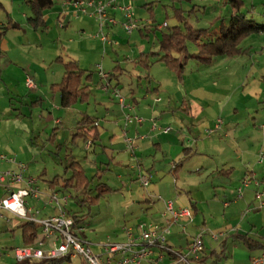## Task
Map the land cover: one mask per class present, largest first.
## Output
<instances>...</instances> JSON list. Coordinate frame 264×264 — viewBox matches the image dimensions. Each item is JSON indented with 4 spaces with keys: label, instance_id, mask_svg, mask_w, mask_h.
I'll use <instances>...</instances> for the list:
<instances>
[{
    "label": "crops",
    "instance_id": "0c3cea01",
    "mask_svg": "<svg viewBox=\"0 0 264 264\" xmlns=\"http://www.w3.org/2000/svg\"><path fill=\"white\" fill-rule=\"evenodd\" d=\"M129 1L132 0H113L108 7L109 18L115 21L109 20L105 25L112 40L106 45L100 37L95 8L87 7L88 13H83L65 6L66 0H56L45 11L40 25L27 22L22 29L18 24L7 28L24 31L28 36L14 49L8 48L5 38L0 42V57H4L5 48L8 53L0 64V157L15 153L17 159L14 164L0 158V170L38 178L42 195L28 198V205L39 209L42 218L58 213L49 198L52 191L63 196L72 190L95 204L114 188H149L146 194L132 192L135 199L131 201L129 226L143 221L163 224L164 200L172 199L177 208H191L195 218L193 223H187L186 230L181 225L171 227V246L185 251L204 228L205 248L196 264H252L254 257L264 255V161H260L264 153V102L261 107L251 105L254 97L264 94L257 83L259 78L264 81V31L246 36L244 39L259 35L260 40L245 47L240 42L237 54L218 56L209 44L217 39L221 26L200 27V20H187L185 8L179 9L178 24L168 32H159L161 26L153 28L141 20L143 27L127 33L118 6ZM26 16L29 19L32 11ZM8 30L0 32V38ZM153 39L151 47L146 45V40L151 43ZM258 43H262L260 53L257 52L262 63L252 53ZM20 50L26 55L40 52L37 61L26 63L9 57V52ZM70 62L81 73L74 68L77 73L64 91L62 84ZM98 64L108 78L100 75ZM256 64L259 72L253 71ZM32 77L37 80V88L27 85L26 80ZM107 83L123 90L127 102L134 105L132 113L144 119L128 127L130 135L139 133L145 137L138 141L135 154L124 143V112L111 90L104 88ZM22 97V101H17L25 106V111L31 107L41 112V127L47 136L43 152L35 153L39 136L22 148L13 137L18 132L10 133L14 117H21V111H15L14 99ZM257 115L261 116L258 123L247 119L251 116L255 120ZM221 117L222 128L208 134ZM96 120L99 126L93 124ZM165 127L172 130L165 133ZM68 143L78 150L71 149L66 154L63 174L53 173L50 162L43 158L45 149L57 158L51 164L59 165L61 153L68 152ZM76 171L80 173L77 177ZM140 171L152 174L149 186L140 185ZM247 177L252 184L239 198L238 189ZM22 186L24 183L13 185L15 189ZM6 192L0 184V196ZM95 193L98 194L94 196ZM71 197L66 209L73 215L68 209ZM16 217L0 209L4 228L0 240L10 231L19 234L22 243L16 247L26 246L31 231H26L27 221ZM124 227L117 241L126 240ZM213 234H218V238ZM39 236L43 237L41 229L36 242L42 238ZM16 247L0 242V252L6 258ZM78 259L82 258L71 260Z\"/></svg>",
    "mask_w": 264,
    "mask_h": 264
},
{
    "label": "built area",
    "instance_id": "2783aa9c",
    "mask_svg": "<svg viewBox=\"0 0 264 264\" xmlns=\"http://www.w3.org/2000/svg\"><path fill=\"white\" fill-rule=\"evenodd\" d=\"M113 0H80L66 1L67 7H74L76 11L88 13L87 7H94V15L100 23V37L104 44L112 42L109 35L104 32L107 21H115L110 19L108 15V7ZM124 21L122 25L127 33L131 34L138 29L140 25L135 18L134 6L130 4H121L118 6ZM97 69L102 77L108 78V73L104 70L101 64L97 65ZM27 85L30 88H37V83L33 78H28ZM106 90H111L112 94L117 98L121 109L124 112V143L128 151L135 154L138 141L145 138L143 135L136 133L129 134V125L131 123L139 124L144 119L132 113L134 105L127 102L125 95L118 87L111 88L107 83L104 87ZM159 99H157L158 101ZM224 121L222 118L217 120L214 128L208 130V134L214 133L221 129ZM99 121L96 120L95 125L99 126ZM153 128H157L154 123ZM163 132L169 133L172 127L163 128ZM2 159H7L9 162L17 163L16 157L1 155ZM260 161H264V153L260 155ZM25 167V164L19 163ZM139 166V163H138ZM152 174L140 171L138 181L140 185L147 187L152 181ZM15 183H24V186L15 189ZM260 181L256 180V184L260 185ZM0 184H2L7 192L0 196V209L8 211L15 216L24 219L27 222H32L41 227L43 238L30 246H20L13 249V255L17 262L30 261L32 263L42 261H62L75 258H82L85 264H142L149 262L151 264H163L169 258L168 264H195L201 259L204 251L203 233L199 236H194L191 243L185 251L176 249L168 242V237L172 232L174 225H181L183 230H186L187 223L194 222V212L191 208H177L175 201L172 199L164 200L165 222L163 224L143 221L135 226L124 227L126 240L124 241H109L96 246L100 249L96 252L91 242L83 235L86 232V227L81 225L74 216L67 211L66 205L70 198L69 195H59L58 192L52 191L49 194L51 203H54L58 208V213L48 217H41V211L28 205V198H40L42 191L38 186V178L33 176H25L23 172L13 170H0ZM252 184V179L245 178L241 187L238 189V197L242 198L244 189ZM261 195V194H260ZM217 239L218 234H213ZM4 253H0V264L4 258ZM252 264H264V255L254 257Z\"/></svg>",
    "mask_w": 264,
    "mask_h": 264
},
{
    "label": "rangeland",
    "instance_id": "374dc122",
    "mask_svg": "<svg viewBox=\"0 0 264 264\" xmlns=\"http://www.w3.org/2000/svg\"><path fill=\"white\" fill-rule=\"evenodd\" d=\"M28 1L29 0H0V3L4 5V7L0 6V32H7V30L9 29H7V26H9L11 22L22 25L21 29L24 28L25 25H27L29 19L26 15H31V7ZM229 1L230 0H132L124 4H130L131 6H134L135 18L137 19L138 24L141 27H143L144 25L143 23H141V20H143L144 23H147L153 28L161 26L162 28L159 29V32H168L170 27L172 28L178 24V19L176 18L177 12L180 8H185V10L187 11V13L184 14L187 20L189 19L194 22L200 20V27H203L206 24L207 27L210 28V24H215V27L218 28V26L222 25L223 21L228 23L231 17H233V15L235 14L246 17L247 19L253 21L254 24H264V0H242L243 4L239 7V10L235 9ZM182 2H184V5L182 4ZM181 5H183V7ZM8 31L10 32H8L5 37H2L3 39L0 38V42L5 38L4 42L7 44L8 48L11 49H14L16 46H20L22 41H26V36H28L24 33V31H16L15 29H11ZM104 32L106 33V31ZM109 38L111 40L110 36ZM259 38V35H252L246 39H243L241 41V46H248L251 41H258ZM154 41L155 39H153L152 42L150 40L151 43H148V40H146V45L151 47ZM261 45L262 43H258L252 48L254 59H258L260 63H262L261 57L260 54H257V52L260 53L259 51H261ZM190 50L193 51L194 49ZM3 52V58H5L8 54L6 53V48ZM9 53V57L19 59L22 62L27 63L31 59L36 62V57L39 56L38 54L40 52L38 54L29 53L26 55L25 51L22 52V50H20L19 53ZM3 58L0 57V64ZM105 58L107 59V61L109 60L108 55ZM237 58H239L238 60L247 59V57ZM102 60L103 59L101 57L99 63H102ZM261 65L264 67V63ZM259 69V65L256 64V66H254L253 68V71L259 72ZM5 83L6 81L3 84ZM257 83L259 87H263L264 89V81L261 80V78H259ZM261 93H263V91ZM261 97H254L251 105H253L254 107H261L264 102V94ZM22 99H24V97H22L21 99H14L17 106V110L15 111L17 113L21 111V117L18 118L20 114L14 117L15 120L12 122V129L10 133L18 132L13 137L14 139H16V144H18L22 148H24V143L28 144L30 142H35L36 137L39 136L40 138L38 139H40V142L38 146L35 145V150L38 148L35 153H38L41 150L43 152V149L47 144V136H45V132L41 127L44 121L40 117L41 112L39 109L31 107L30 109H28V112L25 111V106L18 103V101H22ZM247 119H249V121H253L254 123H258L259 121H261V116L257 115V118L255 119L256 121L254 120V118L251 119V116H249ZM222 120L224 121V119ZM67 140L70 142L69 135H67ZM65 148H68V152L61 153V162H58L59 165L51 164L54 160L56 161L57 158L53 154L49 153L48 148L45 149L46 151L43 154V158L45 159V161L50 162L49 167L52 171H54L53 173L63 174L64 168L67 163L65 161L67 156L66 154H69L71 149L74 151L78 150L76 147L71 146L70 143L66 144ZM12 156L16 157L15 153ZM148 189L149 188H134L133 190H130L129 188H114L113 192L106 193L104 197H101L100 202H97L95 204H91L88 200H86L83 194H79L71 190L69 196L71 195L72 197L68 204V209L72 213H77L80 216L79 223L86 227V232H84L83 235L86 236L87 240L91 242L94 249L97 250V244H102L109 241H117L119 239L117 235L122 231V228L124 226L129 227V222L127 220L132 213L131 201L135 199V194H132V192L138 195L143 193L146 194ZM97 194L98 193H95L94 196H96ZM128 213L129 215H127ZM2 229L4 231L2 223H0V232L2 231ZM6 234H8V236L0 240L2 245L10 248L16 247L17 245H20L22 243L19 239L18 233L14 234L8 231L6 232ZM10 234H13V236H10ZM41 237L42 236H39L38 239H40ZM0 253L3 252L1 251ZM10 253L11 257H4L1 264H83L82 259L71 260L70 262L60 260L58 262L42 261L32 263L30 261H25L19 263L15 260L12 250H10ZM142 264L148 263L143 262Z\"/></svg>",
    "mask_w": 264,
    "mask_h": 264
},
{
    "label": "trees",
    "instance_id": "16d2710c",
    "mask_svg": "<svg viewBox=\"0 0 264 264\" xmlns=\"http://www.w3.org/2000/svg\"><path fill=\"white\" fill-rule=\"evenodd\" d=\"M66 1H80V0H66ZM229 2H231V5L237 10H239V7L243 4L242 0H230ZM28 3L32 11V16L29 18V22L37 26L44 22L45 11H47L48 9L50 10V8L56 3V0H29ZM1 4L2 3H0V6L3 7ZM16 26H17L16 23L11 22L10 25L7 26V28L16 27ZM218 31L219 34H217V39L215 38V40L211 42V44H209L211 51H213L214 54L218 56L223 54L233 56L239 52L238 45L246 36L255 32L264 31V24L263 25L257 23L254 24L253 21L247 19L246 17L240 16L239 14H235L233 15V17H231L228 23L223 21L221 28ZM194 35L197 36L199 35V33L197 32ZM204 46L206 47L208 46V44ZM74 68H77L74 62H70L69 64H67L66 76L62 84V88L64 91H67L68 86L71 83L72 76L77 72L81 73L78 68H77L78 71L75 72ZM93 124L95 125V122H93ZM79 174L80 173L76 171L75 177L79 176ZM74 189L76 191H79L82 188H74ZM73 216L74 218L77 219V221H80L79 219L80 216L77 213L73 214ZM27 226L28 229L26 231L27 232L31 231V235L29 236L30 239L27 240L25 244L26 246H30L35 244L38 234L40 233L41 227L32 222H27Z\"/></svg>",
    "mask_w": 264,
    "mask_h": 264
}]
</instances>
